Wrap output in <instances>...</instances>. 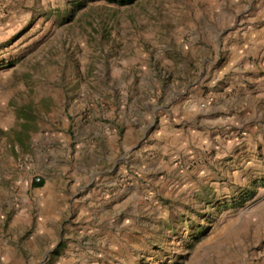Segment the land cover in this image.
Here are the masks:
<instances>
[{"label":"rangeland","instance_id":"obj_1","mask_svg":"<svg viewBox=\"0 0 264 264\" xmlns=\"http://www.w3.org/2000/svg\"><path fill=\"white\" fill-rule=\"evenodd\" d=\"M0 264H264V0H0Z\"/></svg>","mask_w":264,"mask_h":264},{"label":"trees","instance_id":"obj_2","mask_svg":"<svg viewBox=\"0 0 264 264\" xmlns=\"http://www.w3.org/2000/svg\"><path fill=\"white\" fill-rule=\"evenodd\" d=\"M110 2H114V3H118V4H121V5H124V4H130V3H133L134 1L136 0H108ZM43 182H40L39 181H36V185L38 186H41Z\"/></svg>","mask_w":264,"mask_h":264},{"label":"built area","instance_id":"obj_3","mask_svg":"<svg viewBox=\"0 0 264 264\" xmlns=\"http://www.w3.org/2000/svg\"><path fill=\"white\" fill-rule=\"evenodd\" d=\"M37 180L39 181V180H40V178H37Z\"/></svg>","mask_w":264,"mask_h":264}]
</instances>
